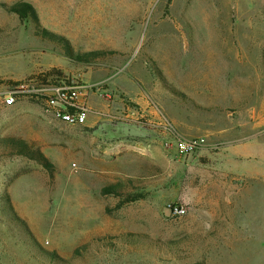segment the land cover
<instances>
[{
    "label": "rangeland",
    "instance_id": "obj_1",
    "mask_svg": "<svg viewBox=\"0 0 264 264\" xmlns=\"http://www.w3.org/2000/svg\"><path fill=\"white\" fill-rule=\"evenodd\" d=\"M15 1L0 0V264H215L205 210L234 151L254 145L250 162L264 152V57L233 55L229 0H24L73 53L105 51L91 62L36 36L4 8ZM68 80L100 100L84 124L62 121L41 93ZM154 115L203 144L167 152L153 140ZM121 233L139 238L94 240Z\"/></svg>",
    "mask_w": 264,
    "mask_h": 264
},
{
    "label": "crops",
    "instance_id": "obj_2",
    "mask_svg": "<svg viewBox=\"0 0 264 264\" xmlns=\"http://www.w3.org/2000/svg\"><path fill=\"white\" fill-rule=\"evenodd\" d=\"M229 2L233 55L264 57V0ZM87 104L90 108L100 100L95 93H88ZM153 136L162 145L156 134ZM253 148L247 144L234 151L236 161L233 157L228 164L230 178L220 179L221 189L213 195L212 211L204 213L213 216L215 264H264V152L260 159L250 162L249 150ZM157 153L162 155L161 149ZM227 181L230 189L226 188Z\"/></svg>",
    "mask_w": 264,
    "mask_h": 264
},
{
    "label": "built area",
    "instance_id": "obj_3",
    "mask_svg": "<svg viewBox=\"0 0 264 264\" xmlns=\"http://www.w3.org/2000/svg\"><path fill=\"white\" fill-rule=\"evenodd\" d=\"M25 84H18L16 88L20 90ZM41 93L49 98L54 105V110L62 121L68 124H84L87 120L90 108L87 104L88 91L90 85L82 81L61 82L58 84L41 85ZM13 98L9 96V102ZM158 118V119H157ZM151 123L153 133L161 142L164 149L174 151L179 155H186L199 148L204 140L199 137L185 138L181 136L172 123L162 116H158ZM171 211L174 214H181L183 209L180 205H172Z\"/></svg>",
    "mask_w": 264,
    "mask_h": 264
},
{
    "label": "trees",
    "instance_id": "obj_4",
    "mask_svg": "<svg viewBox=\"0 0 264 264\" xmlns=\"http://www.w3.org/2000/svg\"><path fill=\"white\" fill-rule=\"evenodd\" d=\"M3 6L8 12H11L14 15H16L19 18V20L30 21L34 27V34L39 38L54 41L62 45H66L67 46L66 53L71 59L77 61L91 62L105 53V51L102 50L87 51L83 53H73L72 50L69 48L67 41L62 36L53 33L52 31L40 25V21L36 9L28 1L18 0L9 5H3ZM70 82H71L70 80L67 81V83ZM13 84L18 85L19 82H13ZM2 142L8 148L10 145L15 153L22 154L29 158L35 159L39 161L47 170L49 171L52 170L53 167L51 163L47 160V158L38 149H33L32 147H30V145L23 143L22 140L19 141L16 138H7V139H3ZM114 190H115L114 186L109 185L103 187L101 192L103 194L113 193L115 192ZM136 238H139V236L131 233H121L118 235H103L101 237L95 238L94 240L99 242L100 241L104 242V244L109 243L112 247H115L117 243H124V244L134 243L137 240ZM87 246L88 243H85L77 247L73 253L77 255L80 252V250H83V248H86ZM47 257L54 262H62V263L69 262L68 259L67 260L63 259L62 257L58 256L55 253L54 254L47 253Z\"/></svg>",
    "mask_w": 264,
    "mask_h": 264
}]
</instances>
